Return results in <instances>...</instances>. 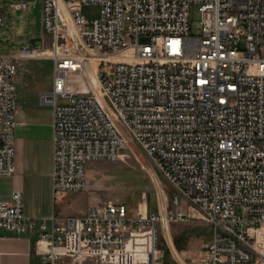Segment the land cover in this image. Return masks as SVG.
<instances>
[{
    "label": "built area",
    "instance_id": "built-area-1",
    "mask_svg": "<svg viewBox=\"0 0 264 264\" xmlns=\"http://www.w3.org/2000/svg\"><path fill=\"white\" fill-rule=\"evenodd\" d=\"M39 4L52 37V88L40 100L52 108L53 198L86 190L88 163L114 160L123 148L139 150L174 189L173 203L183 197L209 225L197 264H264L258 236L264 229V0ZM86 5H98V16L82 14ZM192 6L200 13L195 35ZM241 22L247 23L244 51L234 46ZM42 47L0 54V176L14 172L18 62L43 56ZM75 75L83 78L81 87L70 82ZM164 209V216L160 209L131 213L105 202L63 219H37L24 214L22 192L14 190L10 200H0V228L36 232L42 264H158L157 226L195 219L190 211ZM145 230L151 247L131 245L130 237Z\"/></svg>",
    "mask_w": 264,
    "mask_h": 264
},
{
    "label": "rangeland",
    "instance_id": "rangeland-1",
    "mask_svg": "<svg viewBox=\"0 0 264 264\" xmlns=\"http://www.w3.org/2000/svg\"><path fill=\"white\" fill-rule=\"evenodd\" d=\"M24 0H0V7L4 15V22L0 25V54L18 55L24 47H43L40 52L43 56L35 61L40 66V71L45 80L52 76V61L49 57L52 51V37L48 35L42 25V15L38 10L33 12V7L21 8L18 5ZM87 18H95L99 14L98 5H86L80 8ZM190 33L198 34L200 31V13L196 6L191 7ZM243 34L234 44L244 51L246 49L247 23L241 22ZM70 30V29H69ZM69 33V31H67ZM42 38L35 45L30 44L31 38ZM148 39L141 37L140 42ZM264 55V49L262 50ZM38 58V57H36ZM28 62V59L21 60ZM83 78L72 76L70 82L75 87H81ZM67 98L57 97L60 104L67 103ZM135 148V147H134ZM136 150V149H135ZM135 153V154H134ZM132 153L126 148L120 150L121 157L114 160H99L87 164L86 190L79 193L78 200L97 203L112 202L125 205L131 213L137 209L146 214L157 213L160 209L164 216L167 210L190 211L195 219L189 221L169 220L157 226L156 257L158 264H197L203 254L206 244L210 240V227L201 220L196 210L189 209L188 202L181 196L178 205L173 203L174 189L165 181L153 163L139 150ZM236 212L238 208L236 207ZM259 236V231H258ZM131 245L140 243L148 248L152 245V235L148 231L135 233L129 240ZM260 242V239H259ZM264 244V242L262 243Z\"/></svg>",
    "mask_w": 264,
    "mask_h": 264
},
{
    "label": "crops",
    "instance_id": "crops-1",
    "mask_svg": "<svg viewBox=\"0 0 264 264\" xmlns=\"http://www.w3.org/2000/svg\"><path fill=\"white\" fill-rule=\"evenodd\" d=\"M38 59L18 64L15 77L14 172L11 176H0V200H10L12 192L20 190L24 214L37 219L52 215L63 219L80 214L98 203L80 202L79 193L73 192L53 198L52 108L40 100L43 91L51 90L52 76L49 81L44 79L39 64L35 62ZM35 238L36 232L18 235L0 228V264H42L39 254L34 251Z\"/></svg>",
    "mask_w": 264,
    "mask_h": 264
},
{
    "label": "bare ground",
    "instance_id": "bare-ground-1",
    "mask_svg": "<svg viewBox=\"0 0 264 264\" xmlns=\"http://www.w3.org/2000/svg\"><path fill=\"white\" fill-rule=\"evenodd\" d=\"M60 8H61L62 12L66 13L62 4H60ZM66 16H67V18H68L67 20H68L69 23H70V25H69L70 34L76 36V34H75V30H74L73 26L71 25L70 17L68 16V14H66ZM87 74H88L89 78L93 81V74H92V71H91L90 69H88ZM134 234H135V233H134ZM134 234H133V235H134ZM262 234H263V235H262ZM263 237H264V229L259 231V239H260V243H263V241H262ZM130 238H131V237H130ZM129 240H130V239H129Z\"/></svg>",
    "mask_w": 264,
    "mask_h": 264
},
{
    "label": "water",
    "instance_id": "water-1",
    "mask_svg": "<svg viewBox=\"0 0 264 264\" xmlns=\"http://www.w3.org/2000/svg\"><path fill=\"white\" fill-rule=\"evenodd\" d=\"M39 7H40L39 0H36V2H35V4H34V7H33V12L38 11ZM36 41L41 42V41H42V38H39V37L31 38V39H30V44H31L32 46H34Z\"/></svg>",
    "mask_w": 264,
    "mask_h": 264
}]
</instances>
